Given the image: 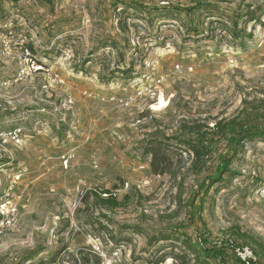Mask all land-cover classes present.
<instances>
[{
    "label": "rangeland",
    "instance_id": "rangeland-1",
    "mask_svg": "<svg viewBox=\"0 0 264 264\" xmlns=\"http://www.w3.org/2000/svg\"><path fill=\"white\" fill-rule=\"evenodd\" d=\"M0 82V130L22 140L5 155L0 264H198L200 243L264 264V137L202 198L229 147L208 144L198 171L178 131L264 127V0H0Z\"/></svg>",
    "mask_w": 264,
    "mask_h": 264
},
{
    "label": "trees",
    "instance_id": "trees-1",
    "mask_svg": "<svg viewBox=\"0 0 264 264\" xmlns=\"http://www.w3.org/2000/svg\"><path fill=\"white\" fill-rule=\"evenodd\" d=\"M178 131L182 135L181 143L187 146L188 151L193 156L191 166L198 171L201 170L204 162L215 153L211 148L212 146H208V144H213L215 140H219L225 141L229 147L223 155H219L214 174L209 178V181L205 185L200 186L202 188L200 191L202 198L207 195L212 187L222 180L224 174L229 172V166L236 155V146H241L256 138L264 137V127L247 124L236 117L219 120L214 122L211 127L199 124L193 120L183 121L178 126ZM102 194L106 196L101 197ZM102 194H97V198L106 207L112 208L119 205L114 195L109 192H103ZM233 236L237 241H241L244 244L252 243L257 245V240L244 232L235 230ZM198 242L200 243V240ZM192 249L194 255L198 257L200 264H224L227 262L225 250L218 249L215 246H203L200 243L199 246L192 245ZM236 261L241 264L237 259Z\"/></svg>",
    "mask_w": 264,
    "mask_h": 264
},
{
    "label": "built area",
    "instance_id": "built-area-1",
    "mask_svg": "<svg viewBox=\"0 0 264 264\" xmlns=\"http://www.w3.org/2000/svg\"><path fill=\"white\" fill-rule=\"evenodd\" d=\"M24 54L29 56V52L27 49L24 50ZM178 68V66H176ZM45 80L48 84H54V85H60L62 86L64 84V80L58 75V74H52L50 72H46L45 74ZM165 80V76H159L156 78L153 82V85L148 90V96L150 99H154L159 94V89L162 86L163 81ZM1 85V82H0ZM89 98H96L97 100L101 102L106 103H115L117 102V99L115 96L111 95L107 98L95 96L92 95V93H84ZM121 103L123 101L119 100ZM127 102H124L126 105ZM20 130L17 128H14L9 131H3L0 130V220L3 218L4 215H6L9 211V202H4L3 198L4 196L1 193V187H2V177L3 175L8 176V166L11 163V160L5 161L6 154L11 155L12 152H15L21 145V138L19 137ZM67 163V161H65ZM17 174H12L10 177L11 183L15 180H18ZM261 191L264 193V185L261 188ZM103 196H106L103 194ZM232 253L234 257L241 263V264H259L258 258L252 248L249 246H235L232 248Z\"/></svg>",
    "mask_w": 264,
    "mask_h": 264
}]
</instances>
